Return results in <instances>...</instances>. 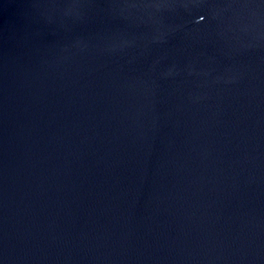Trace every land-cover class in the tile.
I'll return each instance as SVG.
<instances>
[{"label":"water","instance_id":"obj_1","mask_svg":"<svg viewBox=\"0 0 264 264\" xmlns=\"http://www.w3.org/2000/svg\"><path fill=\"white\" fill-rule=\"evenodd\" d=\"M0 264H264V0H0Z\"/></svg>","mask_w":264,"mask_h":264}]
</instances>
